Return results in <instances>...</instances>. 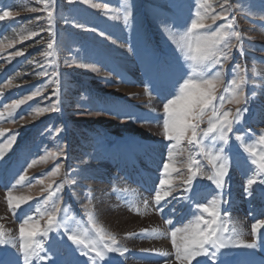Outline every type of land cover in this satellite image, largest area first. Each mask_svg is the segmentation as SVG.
Segmentation results:
<instances>
[{
    "label": "rangeland",
    "instance_id": "1",
    "mask_svg": "<svg viewBox=\"0 0 264 264\" xmlns=\"http://www.w3.org/2000/svg\"><path fill=\"white\" fill-rule=\"evenodd\" d=\"M45 3L51 0H0V15L10 13L0 20V113L4 114L0 117V144L6 145L8 137L16 135L0 158V230L14 237L16 246L0 245V264L11 263L9 259L12 264H24L18 249L20 225L30 217L29 225L38 222L42 230L52 210L51 202L44 204V199L61 184L58 218H71L74 228L87 230L98 240L86 215L91 211L96 226L114 234L128 249L124 255L108 253L100 264H177L171 230L193 223V213L199 214L197 204L216 194L221 195V207L230 213L232 224L244 233L245 242L256 240L255 248L221 250L224 255L216 264L220 260L223 264H264L260 251L264 238L252 234V225L264 219V185H253L254 194H246L247 179L256 166L234 134H230L225 187L221 192L206 177L197 176L192 186L199 193L195 199H188L192 192L183 191V181L188 175L189 155L197 150L186 141L178 143L169 160L172 142L163 137V104L178 93L193 63L174 43L176 34L191 26L199 4L208 9L203 23L210 25V30L226 23L211 19L221 11L224 0H55L54 36L48 31ZM229 3L228 20L243 38V54L237 50L241 41L233 39L237 47L224 65L217 95L224 93L231 78L245 77L248 112L234 125V133L238 129L251 143L249 138L258 139L264 129V0ZM126 10L131 12L127 23L123 19ZM50 40H54V55L48 57L44 53ZM237 62V73L228 71ZM41 72L47 75H39ZM53 72L57 76L53 77ZM28 96L32 99L12 109ZM236 107L225 102L223 110L235 111ZM45 108L49 111H42ZM210 116L208 112L202 128L207 127ZM79 144L83 146L81 155L75 157ZM196 160L205 171H211L205 156L196 155ZM164 163L172 166L167 174ZM122 165L128 168L126 176ZM21 175L26 179L17 183ZM162 179L170 181L177 198L161 201L164 212L160 213L154 203L155 192L169 190L168 184L160 185ZM143 181L146 188L141 187ZM9 194L13 205L16 197L26 199L15 214L8 207ZM168 219L173 223L166 224ZM153 228L160 229V234L152 233ZM144 229L149 231L141 235ZM130 233L135 235H127ZM35 239L43 243L40 254L46 259L33 264H91L67 239L63 228ZM164 252L170 255H162ZM198 261L212 264L210 258L203 257L193 264Z\"/></svg>",
    "mask_w": 264,
    "mask_h": 264
},
{
    "label": "snow or ice",
    "instance_id": "2",
    "mask_svg": "<svg viewBox=\"0 0 264 264\" xmlns=\"http://www.w3.org/2000/svg\"><path fill=\"white\" fill-rule=\"evenodd\" d=\"M74 0H69V3ZM84 3H89V0H83ZM91 7H99V5L91 4ZM55 7V0L51 3H45L44 10L47 11L48 31L52 33V23L54 20L53 10ZM221 11L211 17L213 23L217 19L224 20L226 23L219 25L215 30H210V25H205L203 19L207 15L208 9L204 4H199L195 13L196 18L191 20V26L187 27L186 31L178 36L174 43L180 47V51L187 60L193 63L189 65L190 73H186L187 78L183 79V83L179 84L178 93L173 99H169L167 103L163 104V137L164 139L172 142L170 145L168 159L173 158V150L176 144L187 142L188 145L193 146L197 151L193 155L190 153L188 162V175L184 179L185 193L192 192V196L188 199H195L199 195L197 191L193 190V181L197 176L206 177L215 185V189L222 192L225 187V177L229 175L230 171V157L231 152L230 134H234V139L239 142L244 151L248 153L251 164L256 168L252 175L247 179L245 192L249 196L254 194L253 185H264V129L261 130L258 139H251V143L247 142L245 137L239 134L237 129L234 133V125L241 122L244 114L248 112L246 107L248 99L245 96L244 85L247 83L244 76L240 75L231 78L229 85L221 95H217V87L222 83V77L225 73L224 65L229 61L231 52L236 45L232 44V40L241 41L237 50L243 54L242 36L240 32L234 31L233 23L228 20L227 13L232 11V4L229 0H224L221 6ZM203 9V11H201ZM32 11L37 9L33 8ZM10 13L3 11L0 15V20L8 17ZM131 12L126 10L123 19L125 23L128 22ZM234 19V18H233ZM200 30H204L201 32ZM95 31V29H92ZM36 35V33H32ZM104 35V33H101ZM47 49L44 53L45 56L51 57L54 55V40H50L47 44ZM16 55H22L17 52ZM240 69V64L234 63L232 68L228 71L233 74L237 73ZM39 75H47L46 72H41ZM53 77L57 73H52ZM37 92L33 93L37 95ZM58 90L54 92L56 95ZM32 99L28 96L25 99L18 101L11 107L13 110L18 108L25 100ZM231 103L237 105L235 111L223 110V105ZM53 111L56 110L55 106L52 107ZM42 111L46 112L49 109L45 108ZM211 112V116L207 119V127L202 128L201 125L205 123V116ZM42 114V113H38ZM0 113V117H3ZM9 117L12 112L8 113ZM35 119V117H34ZM3 135V133H0ZM16 135L13 134L8 137L5 144H0V158H2L11 145L15 142ZM257 146L260 150L257 151ZM196 155L205 156L211 163V171H205L196 160ZM31 165H29L30 167ZM172 167L169 163H164L163 168L165 173H168L169 168ZM26 177L21 175L17 183L25 181ZM75 183V181H72ZM168 184L169 190L161 192L157 190L154 196V203L157 206L156 211L163 213L164 207L161 201H167L168 197H173V190L170 187V181L162 179L160 185ZM51 187V186H49ZM64 187L63 184L58 185L55 191H48V195L44 199V204L51 202L52 210L47 214L46 226L41 230L37 223L29 225V219L24 220L20 225L18 245L19 251L23 255L24 264H33L34 260H44L46 255L42 256L40 253L44 251V245L41 241L36 240L37 236H47L51 231H59L64 229L67 234V239L77 246L80 254L88 257L91 264H100L105 261L108 253H119L124 255L128 251L120 245L117 237L114 234L106 233L102 228H98L93 221L91 211L86 213L88 220L92 221L91 227L95 230L98 240L93 238L87 230L78 231L74 228L73 223L65 217H59L58 213L62 211L60 204L57 202L59 197L57 193ZM177 197H173L176 199ZM16 203L13 205V197L9 194L8 207L9 210L16 213L17 209L21 208V203L26 202L25 198L16 197ZM27 199H31L30 197ZM147 205L148 201L144 202ZM224 203L220 194L212 196L210 201L206 203H198L196 212L193 213L194 222L186 225L184 228H175L171 230L172 247L175 250V261L177 264H193V261L198 257L210 258L212 264H216L218 257L223 256L221 250H227L231 247L255 248L256 240L247 243L244 240V233L239 231L237 227L232 224L230 213L226 208H222ZM36 211L39 213L40 209ZM166 224H172L173 221L168 219ZM264 219L258 220L252 225V234L258 238H264ZM148 229L141 231V235L147 234ZM154 234H160V229L153 228L151 230ZM178 234L180 240H177ZM129 236L135 234H127ZM0 245H15V238L6 236L0 230ZM146 251V250H144ZM94 253V255H92ZM164 256H169L170 253H162ZM197 264H200L198 261ZM219 264H223L220 260Z\"/></svg>",
    "mask_w": 264,
    "mask_h": 264
},
{
    "label": "bare ground",
    "instance_id": "3",
    "mask_svg": "<svg viewBox=\"0 0 264 264\" xmlns=\"http://www.w3.org/2000/svg\"><path fill=\"white\" fill-rule=\"evenodd\" d=\"M124 69V68H123ZM145 92H146V90H144ZM139 92H142V91H139ZM114 123H116V120L115 121H113ZM83 148V146H81L80 144H79V146L77 147V151H76V154H75V157H78V156H80L81 155V149ZM122 174H124V173H122ZM106 197V196H105ZM111 198V197H110ZM110 200V199H109ZM108 202V201H107ZM111 204V203H110ZM101 206V205H100ZM105 207V206H104ZM102 209H104V208H102ZM104 212H105V209H104V211H103V214H104ZM129 220V219H128ZM120 221V220H119ZM122 222V221H121ZM127 222V221H126ZM147 223H149V221H146ZM117 225H119V224H117ZM136 226V225H135ZM117 227V226H116ZM123 227V226H122ZM9 260H11V263H9V262H7V264H12V259H9ZM256 262L257 261H254V264H256Z\"/></svg>",
    "mask_w": 264,
    "mask_h": 264
}]
</instances>
